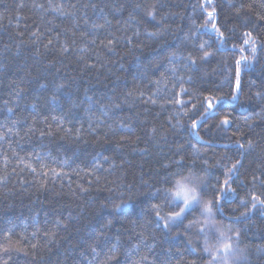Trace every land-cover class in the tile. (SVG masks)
<instances>
[{
  "label": "snow or ice",
  "instance_id": "6c2138e0",
  "mask_svg": "<svg viewBox=\"0 0 264 264\" xmlns=\"http://www.w3.org/2000/svg\"><path fill=\"white\" fill-rule=\"evenodd\" d=\"M25 6L19 0L16 15L5 17L0 13V22L5 18L10 25L13 19L17 21V53L29 48L37 56L53 53L71 58L79 71L94 72L98 83H103L100 77L109 65H119V71L105 76L110 92L97 97L87 89L83 99L79 89L71 90L68 83L40 77L35 83L42 91L32 97L31 112L23 118L20 105L29 98L33 81L30 72L17 77L4 101L7 118L0 124V187H5L11 176L26 183L21 178L25 172L33 180L41 178V187L70 180L73 175L87 177L88 187L77 182L72 188L71 180L67 185L70 194L80 199L93 185H99L116 169H123V162L103 151L83 166L68 158L50 167L44 163L50 153L32 150L20 155L21 142L38 136L41 141L58 138L79 145L88 143L86 135L97 143H109L120 136L116 145L119 150L140 128L143 137L137 136L133 151L147 155L153 149L159 151L162 145H175L171 157H165L167 162H158L163 178L150 186L145 202L152 214L148 223L166 235L183 232L187 236L185 251L189 256L196 255L185 259L183 254L177 257L169 251L160 260L152 255L157 247L155 236L140 232L123 253L128 258L125 264H172L173 260L176 264H251L252 249L240 225L257 213L264 217V0H196L191 15L185 14L187 9L172 10L183 5H166L162 0H134L131 4L118 0L111 7L107 3L101 6V0H31L30 7L39 14V22L25 24L26 31L21 32L19 21L23 18L19 12ZM89 8L99 13L101 23L91 20ZM125 12L127 19H122ZM56 20L60 24L54 23ZM65 21L70 22L69 27L61 26ZM144 48H149L150 54L141 59ZM123 49L135 56L136 72L128 73L130 82L127 75L120 74L125 67L120 54ZM10 50L5 45L4 52ZM213 64L215 68L209 73L206 69ZM258 66L260 75L252 78ZM65 96L69 102L57 112L53 106ZM246 106L251 115L239 113ZM77 110L94 114L89 116L87 127L83 123L76 126ZM126 110L127 117L122 115ZM153 112L156 118L161 113L166 115L163 124H150L146 119L141 123L142 114ZM256 128L262 129L256 133L259 139L249 135ZM182 132L189 137L187 148L182 141L168 139L169 134L176 137ZM142 138L144 144L140 146ZM225 138L228 142L220 145L224 154L209 156L204 151L216 139ZM250 157L255 168L246 166ZM133 187L117 184L108 190L123 198ZM99 207L104 209L107 203ZM128 207L132 205L121 199L115 212L123 215L121 208ZM74 219L71 214L67 220L55 219L53 227L43 233L45 243L55 245L60 230H67ZM102 223L103 227L92 231L79 246L80 255L89 258L88 264H119L121 241L109 235L114 221L109 218ZM38 235L34 231L31 237L21 236L11 227L0 230V264H9L13 250L24 251L19 245L25 241L33 254H38ZM256 251L264 256V246Z\"/></svg>",
  "mask_w": 264,
  "mask_h": 264
},
{
  "label": "trees",
  "instance_id": "16d2710c",
  "mask_svg": "<svg viewBox=\"0 0 264 264\" xmlns=\"http://www.w3.org/2000/svg\"><path fill=\"white\" fill-rule=\"evenodd\" d=\"M18 2L19 0H0V13H3L5 17L16 15L17 13H15L14 9ZM23 2L26 6L19 12V15L23 18L19 21V30L21 32L26 31L25 24L31 26L33 23L39 22V14L30 7L31 0H23ZM116 2L118 0H101V6L107 3L111 7ZM123 2L131 4L134 0H123ZM162 2L172 6L183 5L182 8L173 7L172 10L185 11L187 9L185 14L191 15V5L196 0H162ZM257 3H259V0H257ZM98 15V12H94L91 8L88 9V16L91 20L101 23L102 21L97 19ZM122 19H127V12L123 14ZM54 23L60 24V21L56 20ZM113 23L115 24L116 21H113ZM177 23L181 22L177 21ZM16 24L17 21L15 19L12 20L11 25L8 23L7 18L0 22V124L4 123L7 118L4 101L9 98L10 86L17 77H25L29 72L33 83L28 92L29 98L20 105L19 114L21 118L28 116L31 112V104L34 102L32 97L42 91L35 83L36 79L40 77H47L49 81L56 80L68 83L71 90L79 89L81 99H83V92L87 89H92L89 94H94L97 97L110 92V82L105 80V76L119 71V65H109L107 69H104V76L100 77V81L103 83H98L94 72L84 73L79 71L75 61L71 58L63 59L54 56L53 53L37 56L29 48H24L20 53H17L15 45L19 38L16 36ZM61 26L69 27L70 22L65 21ZM173 27H176V24H173ZM261 35L264 38V33ZM24 38L27 39V35ZM5 45L11 49L9 52H4ZM41 51L43 52V49ZM120 54L124 57L123 63L125 66L124 71L120 74L122 76L127 75L130 82L131 76L128 73L134 74L136 72L135 56L127 54L126 49L121 50ZM149 54V48H144L143 55L137 53V55H141V59H144ZM213 68H215V64L206 70L211 73ZM259 75L258 66L252 78H256ZM123 83L124 81L122 80L121 84ZM68 102L69 98L65 96L53 107L58 112L61 110V106L66 105ZM83 107L86 109L88 105L85 104ZM252 107H255L254 103ZM142 108L143 106H140L139 110L141 112ZM45 110L47 111V109ZM256 110L259 111V109ZM239 113L252 114L247 110V106L244 109H240ZM239 113H234V115ZM90 115L94 114L77 110L74 121L76 126L83 123L87 127ZM122 115L127 117L129 112L126 110ZM145 119L150 124L153 122L163 124L166 115L161 113L156 118L154 112L142 114L141 123ZM245 130L247 131L246 128ZM261 131V128H256L255 132H249V135L259 139L256 133ZM137 136L143 137V132L140 128H136L131 137L126 138V146L119 150H117L116 145L121 140L120 136L114 137L109 143H97L91 136L86 135L85 139L88 143L79 145H73L58 138H45L41 141L38 136L22 141L18 150L20 155L30 154L32 150L50 153L49 158L44 161L50 167H57L59 160L68 158L76 160L78 165L83 166V162L91 160L94 154L103 151H106L109 155L115 154L118 157L117 162H123L124 167L123 169H116L99 185H93L80 199H76L70 194L67 185L71 180L72 188H76L77 182L84 187H88L87 177L82 178V176L73 175L70 180L65 178L62 181L57 180L55 183L48 182L46 187H41L39 183L41 178L37 177L36 180H33L27 172L23 173L21 177L26 183H20L16 176H11L8 184L5 187H0V230L5 227H11L21 236L27 235L29 237L34 231L38 232L39 247L37 249L38 254H33L27 241H25L22 245H19L24 248V251L13 250L11 252L12 258L9 264H88L89 258L80 255L82 248L79 246L84 245L89 234L103 227L102 222L109 218L114 221L109 235L113 237V240L118 238L122 245L121 253L119 254V264H125L128 258L123 253L127 251L131 243L135 242L137 234L140 232H144L149 237L155 236L157 247L152 253L153 257L163 260L171 251L177 257L183 254L185 259H194L196 254L189 256V253L185 251L187 236L183 232L179 236L175 235V233L166 235L159 229H155L153 224L148 223L152 218V214L147 210L145 202L149 200L150 186L163 178L158 162L161 160L167 162L165 157H171L175 145H162L159 151L153 149L147 155H143L140 152L133 151L132 146L138 143ZM168 139L170 142L173 139L182 141L185 148L188 147L189 137L184 135L183 132L176 137L169 134ZM191 140L195 141V137H191ZM224 142H228L226 138L223 141L216 139L213 142V146L204 149V151L209 156L224 154V150L220 147ZM196 143L199 146V142ZM42 144L43 147H41ZM139 144L143 146V138L139 141ZM227 154L232 155V153ZM119 157H122V160ZM246 166L256 167L253 163V158H249ZM65 170L67 171L68 169ZM212 171L216 172L215 169ZM158 172H161V174L158 175ZM243 178L242 176L241 179ZM112 181L116 183H111ZM117 184H131L134 187L130 192L125 191L124 197L121 198L115 192L108 190L109 188L115 189ZM109 197L112 198L111 202H108ZM121 199L132 205V207L121 208L120 211L123 215L115 212V206L121 204ZM101 203H107V207L101 209L99 207ZM235 206L230 205L229 207ZM110 212L112 213L111 217L109 216ZM69 214L75 219L69 224L68 229L60 230V236L55 245L46 244L43 235L44 231L52 228L55 219L59 217L67 220ZM240 226L246 233L245 242L252 249L251 264H264V256L256 251L258 246H264V217L257 213L251 220L244 222ZM116 233L120 234L119 237L116 236ZM149 242H152L151 239H149ZM15 247L16 245L13 246V249ZM134 258L138 259L139 257ZM205 259H207L206 256ZM112 264H116V261H113ZM128 264H131V261H128ZM172 264H176L175 260L172 261Z\"/></svg>",
  "mask_w": 264,
  "mask_h": 264
}]
</instances>
